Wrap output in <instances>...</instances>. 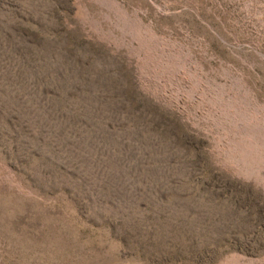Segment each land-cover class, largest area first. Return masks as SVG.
Here are the masks:
<instances>
[{"label": "rangeland", "instance_id": "374dc122", "mask_svg": "<svg viewBox=\"0 0 264 264\" xmlns=\"http://www.w3.org/2000/svg\"><path fill=\"white\" fill-rule=\"evenodd\" d=\"M0 264H264V0H0Z\"/></svg>", "mask_w": 264, "mask_h": 264}]
</instances>
